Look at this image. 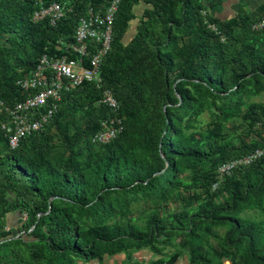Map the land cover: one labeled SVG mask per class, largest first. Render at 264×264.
I'll use <instances>...</instances> for the list:
<instances>
[{
    "label": "trees",
    "instance_id": "trees-1",
    "mask_svg": "<svg viewBox=\"0 0 264 264\" xmlns=\"http://www.w3.org/2000/svg\"><path fill=\"white\" fill-rule=\"evenodd\" d=\"M109 1L0 0V100L24 101L17 82L42 55H67L60 43ZM228 1L122 0L102 66L124 124L109 144L92 142L112 113L88 82L18 149L0 134V264L102 263L142 250L159 255L148 264H176L183 251L189 264H264V157L213 190L220 166L264 150V30L252 29L264 0H239L221 19ZM55 2L72 8L56 27L33 21ZM178 242L166 258L162 247Z\"/></svg>",
    "mask_w": 264,
    "mask_h": 264
},
{
    "label": "built area",
    "instance_id": "built-area-1",
    "mask_svg": "<svg viewBox=\"0 0 264 264\" xmlns=\"http://www.w3.org/2000/svg\"><path fill=\"white\" fill-rule=\"evenodd\" d=\"M122 0H110L105 7H91L79 20L74 41L60 43L67 55L44 54L33 72L22 78L17 85L26 93L22 102L8 105L0 100V134L11 148H19L22 140L44 129L59 109L63 95L88 82L102 90L101 103L111 110L112 115L101 121V130L92 142L106 145L123 131V120L119 117L120 103L114 93L104 87L102 66L112 50L114 24ZM72 8L67 3H43L33 15L35 23L48 21L56 27ZM206 15V13H204ZM218 31L213 25H209ZM253 31L264 30V18L253 25ZM264 157V150H256L250 155L229 161L218 169L219 181L213 190L219 188L223 180L236 169L249 166ZM178 264V263H176Z\"/></svg>",
    "mask_w": 264,
    "mask_h": 264
},
{
    "label": "rangeland",
    "instance_id": "rangeland-1",
    "mask_svg": "<svg viewBox=\"0 0 264 264\" xmlns=\"http://www.w3.org/2000/svg\"><path fill=\"white\" fill-rule=\"evenodd\" d=\"M245 1L249 4L250 8H255L261 2H263V0H245ZM239 3H240L239 0H229L228 5L226 6V9H225L226 11L225 16L227 17L229 15L234 16ZM143 11H144V6H138L136 8V14H137L138 19H136L135 21L131 23V29L127 35L126 43L130 42L131 39L133 38L136 32V29H137V25L139 23V18L142 16ZM259 100L260 99H257V101ZM249 215H253L254 217H257V215L254 213H245L243 217H247ZM258 218H260V216H258ZM20 224H21V218L18 214H14L9 217L8 219L9 228L17 229V227ZM221 234H223V232H221ZM212 242L214 244L218 243L216 239H212ZM177 244L178 245H166L162 247L163 254L166 256V258L172 256L175 252L181 250L179 246V242ZM158 258H159V255L155 254L154 252L150 250H142L140 252L132 253L131 257L130 256L128 257L126 255H120L117 257H113V258L106 257L102 263L99 261H95V262H92L91 264H148L154 260H157ZM80 264H83V263H80ZM178 264H189V255L186 251L182 252V257L181 259H179ZM225 264H231V262L226 261Z\"/></svg>",
    "mask_w": 264,
    "mask_h": 264
},
{
    "label": "crops",
    "instance_id": "crops-1",
    "mask_svg": "<svg viewBox=\"0 0 264 264\" xmlns=\"http://www.w3.org/2000/svg\"><path fill=\"white\" fill-rule=\"evenodd\" d=\"M228 5V2L218 10V12L216 13V15L221 18V19H230L231 17H233V15H229L228 17L225 16L226 15V6Z\"/></svg>",
    "mask_w": 264,
    "mask_h": 264
},
{
    "label": "water",
    "instance_id": "water-1",
    "mask_svg": "<svg viewBox=\"0 0 264 264\" xmlns=\"http://www.w3.org/2000/svg\"><path fill=\"white\" fill-rule=\"evenodd\" d=\"M19 237H20V235H19V236H17V237H15V239H18ZM2 243H3V242H1V243H0V245H1Z\"/></svg>",
    "mask_w": 264,
    "mask_h": 264
}]
</instances>
